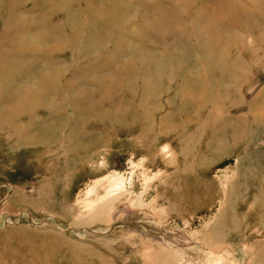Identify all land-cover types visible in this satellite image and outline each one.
<instances>
[{
  "label": "rangeland",
  "instance_id": "rangeland-1",
  "mask_svg": "<svg viewBox=\"0 0 264 264\" xmlns=\"http://www.w3.org/2000/svg\"><path fill=\"white\" fill-rule=\"evenodd\" d=\"M263 8L0 0V264H264Z\"/></svg>",
  "mask_w": 264,
  "mask_h": 264
},
{
  "label": "bare ground",
  "instance_id": "bare-ground-1",
  "mask_svg": "<svg viewBox=\"0 0 264 264\" xmlns=\"http://www.w3.org/2000/svg\"><path fill=\"white\" fill-rule=\"evenodd\" d=\"M133 5V4H132ZM131 5V6H132ZM117 7V6H116ZM253 8V7H252ZM261 8V7H260ZM129 9V8H128ZM264 9V8H263ZM262 9V10H263ZM257 11V10H256ZM230 12V11H229ZM249 12V11H248ZM226 14V13H225ZM230 14V13H229ZM118 15V14H117ZM199 15V14H198ZM256 15V14H255ZM249 16V15H248ZM253 16V15H252ZM254 17V16H253ZM235 18V17H234ZM238 18V17H237ZM260 21V20H259ZM130 22H132V21H130ZM124 24V23H123ZM129 25V24H128ZM133 26V25H132ZM124 30V29H123ZM127 30V29H126ZM135 31V30H134ZM264 31V30H263ZM174 33H175V31H173ZM262 33V32H261ZM260 33V34H261ZM120 34V33H119ZM264 34V33H263ZM133 38V37H132ZM137 39V38H136ZM263 39V38H262ZM134 42V41H133ZM124 43V42H123ZM120 44H121V42H120ZM123 49V48H122ZM127 52V51H126ZM238 52V51H237ZM210 62V61H209ZM67 67V66H66ZM221 69V68H220ZM211 80V79H210ZM235 82V81H234ZM211 83V82H210ZM217 87V86H216ZM241 88V87H240ZM205 89V88H204ZM218 89V88H217ZM213 90V89H212ZM205 91V90H204ZM215 91V90H214ZM217 91V90H216ZM212 92V91H211ZM203 100V99H202ZM208 100V99H207ZM229 103V102H228ZM252 112V111H251ZM254 112V111H253ZM160 116V115H159ZM257 116V115H256ZM261 116V115H260ZM139 119V118H138ZM108 120V119H107ZM253 120V119H252ZM103 129V128H102ZM232 135V134H231ZM233 137V136H232ZM48 146V145H47ZM144 155V154H143Z\"/></svg>",
  "mask_w": 264,
  "mask_h": 264
}]
</instances>
